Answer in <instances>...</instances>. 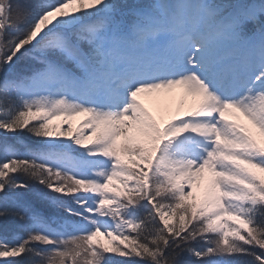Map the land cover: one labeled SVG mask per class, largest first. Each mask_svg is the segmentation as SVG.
<instances>
[{"label":"snow or ice","instance_id":"6c2138e0","mask_svg":"<svg viewBox=\"0 0 264 264\" xmlns=\"http://www.w3.org/2000/svg\"><path fill=\"white\" fill-rule=\"evenodd\" d=\"M0 264H264V0H0Z\"/></svg>","mask_w":264,"mask_h":264},{"label":"rangeland","instance_id":"374dc122","mask_svg":"<svg viewBox=\"0 0 264 264\" xmlns=\"http://www.w3.org/2000/svg\"><path fill=\"white\" fill-rule=\"evenodd\" d=\"M78 119V118H77Z\"/></svg>","mask_w":264,"mask_h":264}]
</instances>
